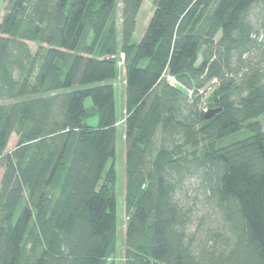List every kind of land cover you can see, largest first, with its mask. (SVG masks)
Segmentation results:
<instances>
[{
	"label": "trees",
	"instance_id": "1",
	"mask_svg": "<svg viewBox=\"0 0 264 264\" xmlns=\"http://www.w3.org/2000/svg\"><path fill=\"white\" fill-rule=\"evenodd\" d=\"M2 1L0 264H113L118 54L124 264H264V0Z\"/></svg>",
	"mask_w": 264,
	"mask_h": 264
},
{
	"label": "rangeland",
	"instance_id": "2",
	"mask_svg": "<svg viewBox=\"0 0 264 264\" xmlns=\"http://www.w3.org/2000/svg\"><path fill=\"white\" fill-rule=\"evenodd\" d=\"M6 3H4L2 0H0V20L3 15V10ZM153 10V0H144L142 3V6L140 8V11L137 15L136 19V30L133 35V43L139 42L142 32L144 28L146 27L151 14ZM30 50L32 52H35L36 45L29 43L28 44ZM122 57L120 54L117 56L118 60V76L116 80L114 81L115 84V97H116V119L118 121L117 123V136H116V152H115V158L113 161H109L106 170L110 167V165L113 163L114 165V172H115V178H114V196L116 200V251L114 256L109 260V262H112L113 264H124V247H123V239H124V223H125V212H124V187H125V174H124V143H123V128L121 125V119L123 117V101H124V91H123V70H122ZM170 83H174L173 80L170 79ZM176 84V83H174ZM211 94V91L208 92V94L205 97V105L208 106V97ZM86 104H90V101H86ZM259 121L262 123L264 127V118H260ZM91 124H94L95 121H91ZM243 135H240L242 137ZM16 137L14 135L11 136L10 141L7 146V152H10L13 150L16 144ZM2 174V169H0V177ZM194 188L191 187L189 189L190 194L191 189ZM194 192V191H193ZM197 208L199 210H203L202 206L198 205ZM198 210V213H199Z\"/></svg>",
	"mask_w": 264,
	"mask_h": 264
},
{
	"label": "water",
	"instance_id": "3",
	"mask_svg": "<svg viewBox=\"0 0 264 264\" xmlns=\"http://www.w3.org/2000/svg\"><path fill=\"white\" fill-rule=\"evenodd\" d=\"M217 111L216 110H210L205 113V118L209 119L211 118Z\"/></svg>",
	"mask_w": 264,
	"mask_h": 264
}]
</instances>
